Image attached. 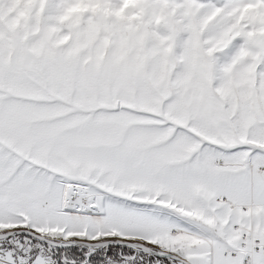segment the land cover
<instances>
[{
	"label": "snow or ice",
	"instance_id": "6c2138e0",
	"mask_svg": "<svg viewBox=\"0 0 264 264\" xmlns=\"http://www.w3.org/2000/svg\"><path fill=\"white\" fill-rule=\"evenodd\" d=\"M0 264H264V0H0Z\"/></svg>",
	"mask_w": 264,
	"mask_h": 264
}]
</instances>
